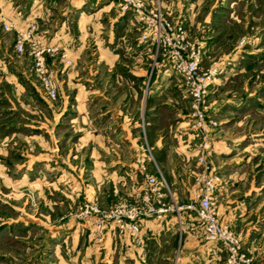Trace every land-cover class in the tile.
Listing matches in <instances>:
<instances>
[{
  "label": "rangeland",
  "instance_id": "rangeland-1",
  "mask_svg": "<svg viewBox=\"0 0 264 264\" xmlns=\"http://www.w3.org/2000/svg\"><path fill=\"white\" fill-rule=\"evenodd\" d=\"M192 1L146 0L150 14L159 10L169 21L170 35L180 26L185 30L180 42L184 55L191 46L202 47V71L216 67L218 77L232 66L227 79L210 87L199 105L207 130L198 124L185 75L167 49L155 50L148 19L123 9L121 0H87L72 6V13L70 0H0V264H99V242L108 229L120 228L109 221L102 236L100 214L91 206L141 200L140 191L132 195L125 188L101 198L100 188L109 182L100 184L99 168L104 162H112L110 168L115 160L137 161L150 146L158 165L151 169L164 174L154 138L177 145V131H184L197 150L191 184L200 185L203 162L198 157L204 152L220 181L221 171L232 174L235 198L252 208L244 222L264 231V0H200L191 22L184 13ZM66 17V29L56 36ZM30 22L35 23V38L19 50L18 30ZM6 23L16 26L7 29ZM113 28L116 38L111 41L99 35ZM34 41L53 47L44 53L46 73L58 86L53 99L43 90ZM118 44L122 55L112 65L104 49ZM149 45L151 50L142 51ZM131 69L138 73L139 92L127 101ZM162 78L163 88L150 92ZM83 100L92 107L90 117L78 104ZM107 101L117 102L123 111L115 114L119 121L127 114L125 126L136 123L132 131H105L103 126L115 119L110 111L99 114ZM150 121L155 124L149 129ZM216 143L218 150L213 149ZM167 182L179 191L180 204L197 202V190Z\"/></svg>",
  "mask_w": 264,
  "mask_h": 264
},
{
  "label": "crops",
  "instance_id": "crops-1",
  "mask_svg": "<svg viewBox=\"0 0 264 264\" xmlns=\"http://www.w3.org/2000/svg\"><path fill=\"white\" fill-rule=\"evenodd\" d=\"M44 0H42L43 2ZM77 2V3H76ZM79 2V3H78ZM81 2V3H80ZM87 0H70L69 10L72 13L71 7L76 5L86 3ZM186 5V13H184V18L186 21L191 22L194 19L195 13L193 12V6H199L200 0H194ZM111 5V4H109ZM68 10V11H69ZM41 16H46L48 13L40 10ZM45 14V15H42ZM45 18V17H42ZM189 18V19H188ZM49 19V15L47 18ZM68 17L61 20L58 24V28L55 30V35L62 32L67 23ZM132 23V22H131ZM130 28L131 24L127 23ZM102 27H105L101 25ZM91 29V26H88ZM127 28V27H125ZM66 29V28H65ZM115 29V28H113ZM103 31V30H102ZM99 35L103 39L111 41L116 38L115 30H111L110 33H101ZM127 29L126 34L127 35ZM90 33V32H88ZM93 33V32H91ZM109 34V37L105 36ZM54 37V36H53ZM123 37V36H122ZM120 38V36L118 37ZM215 44V43H212ZM209 46L204 47V51L208 49ZM113 46H107L104 49L105 56L112 58L113 63L118 62L120 56L122 55V50L119 48V44L113 48ZM148 47V48H147ZM146 46L144 51L147 53L151 50V47ZM132 51L133 45L130 46ZM135 53V52H133ZM139 53V52H138ZM134 58L136 56L132 55ZM138 59V58H136ZM137 66V65H136ZM132 70V69H131ZM232 66H227L225 74H220L211 83L212 87L215 89L222 84L223 79H227V76L231 74ZM162 72H166L162 71ZM165 73L162 74L164 76ZM138 73L132 70V77L127 80L128 88L130 90V96L127 101H131L132 98L136 99L139 92V85L136 83ZM163 78L159 79L150 87V92L156 93L159 88H163ZM108 99V97H106ZM111 97H109L110 99ZM112 100V99H110ZM113 101V100H112ZM105 102V106L101 109L99 114L107 113L110 111V118L114 117L113 120L115 126H113V121L107 123L103 126L105 131H132V127L136 123H130L125 126L123 121L130 120L127 114L118 120L115 114H123V111H118L117 102L114 101ZM125 101V103H127ZM89 102L83 100L82 104L84 106V112L90 117L92 113V107H90ZM102 103V102H101ZM124 103V104H125ZM88 104V107L87 105ZM119 116V115H118ZM149 129L155 123L150 121ZM121 126V127H120ZM184 131H177L173 136L178 138V143L172 144L168 140L161 138V136L154 138L153 146L158 157L159 162L163 168V172L167 181H171L172 184L177 185L175 188L179 189L183 186H187L188 189L197 190V185L190 181L193 178L195 171L193 168L194 155L197 150L188 142V138L184 136ZM221 144V143H220ZM221 145L216 143L213 149L218 150ZM192 162V164H191ZM104 162L99 168L100 176L103 180L100 184L107 181L109 186L104 185L103 189L100 188L101 198L106 195H119L124 188L127 189V193L132 195H137L141 188L142 175L138 170V165L136 161L126 162L123 160H115L112 167L109 168ZM218 166H221L220 164ZM122 168L123 171H122ZM222 180L219 181L218 188L216 190V195L219 204V216L223 221L230 223V225L235 229L242 238V243L244 250H246L250 255H253L260 263L264 264V231H255L256 227L254 225H247L244 222L252 212V208H247V205L241 200L236 199L237 189H230L229 180L232 174H225L221 171ZM100 180V179H99ZM112 184V185H111ZM191 184V185H190ZM172 191L170 199H175L180 202L178 198L180 197L179 191ZM135 193V194H134ZM177 194V195H176ZM246 224V226H245ZM140 231L132 233L130 230L121 231L108 229L106 231V238L104 241H100L97 247V260L99 264H225L226 251L222 244L215 240H210L206 237L204 228L200 224L199 218L196 211L190 210L189 208H184L180 212L177 209H169L162 216H144L140 219ZM112 228V227H111Z\"/></svg>",
  "mask_w": 264,
  "mask_h": 264
},
{
  "label": "built area",
  "instance_id": "built-area-1",
  "mask_svg": "<svg viewBox=\"0 0 264 264\" xmlns=\"http://www.w3.org/2000/svg\"><path fill=\"white\" fill-rule=\"evenodd\" d=\"M120 4L123 9H131L142 19H148V28L153 31L152 43L155 50L167 49L177 69L185 75L188 85L187 90L192 96L196 107L198 124L207 130V124L204 121L205 111L199 105L205 101L206 96L210 92L211 83L216 77L217 68L212 67L208 71H202L200 62L203 56V49L200 46H191L190 53L184 55L180 50L184 48L180 42L185 35V30L180 26V29H176L170 35L167 29H172L173 27L169 21L163 18L159 10H155L150 14L147 10L146 0H121ZM12 26H16L15 23H6L7 29ZM34 29L35 23L30 22L26 29L18 30L19 40L17 47L19 50L23 49L25 40H33L35 38ZM145 34L144 36H147ZM33 43L32 52L36 56V68L42 80L43 90L47 97L53 99L58 95V86L53 78L46 73L44 63L45 51L53 50V47L50 45H38L35 41ZM204 133L207 137L208 131H204ZM206 146H208V141L204 143V148ZM198 158L203 162V170L198 173L200 185L197 186V202L180 204L175 199H167L168 195H172V191L162 171L151 169V167H158V165L151 147L148 146L147 153L139 156L136 161L138 170L142 175L140 193L138 194L141 200L132 202L123 198L110 208L100 209L99 207L91 206L100 214L99 228L102 236L110 222L114 223L112 225H117L121 231L128 229L138 232L141 228L140 219L144 216H162L169 209H177L180 212L184 208H189L196 211L206 237L220 242L224 247L226 251L225 264H262L253 255L244 250L240 234L233 229L230 223L220 218L216 195L220 176L215 171L211 161L207 160L204 152Z\"/></svg>",
  "mask_w": 264,
  "mask_h": 264
}]
</instances>
